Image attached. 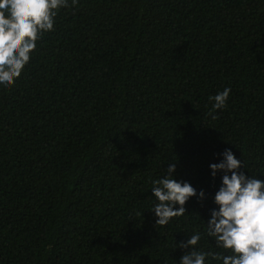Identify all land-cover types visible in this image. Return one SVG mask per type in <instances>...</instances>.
Segmentation results:
<instances>
[{
  "label": "trees",
  "instance_id": "obj_1",
  "mask_svg": "<svg viewBox=\"0 0 264 264\" xmlns=\"http://www.w3.org/2000/svg\"><path fill=\"white\" fill-rule=\"evenodd\" d=\"M231 89L216 119L209 96ZM230 148L264 180V0H79L0 88V264H177ZM206 193L155 225L152 181ZM174 178V177H173ZM212 264H219L213 261Z\"/></svg>",
  "mask_w": 264,
  "mask_h": 264
},
{
  "label": "clouds",
  "instance_id": "obj_2",
  "mask_svg": "<svg viewBox=\"0 0 264 264\" xmlns=\"http://www.w3.org/2000/svg\"><path fill=\"white\" fill-rule=\"evenodd\" d=\"M79 0H0V88L9 89L34 55L39 41L54 30L55 18L62 8L72 7ZM231 89L209 96V115L216 119V110H223ZM218 162L209 163L210 175L220 173L206 221L205 235L214 240L220 252L199 247L202 233L194 231L186 240L175 241L174 248L183 251L177 264H264V180L246 175L245 162L230 148L219 153ZM175 163H169L165 175L153 180L151 194L156 202L152 211L155 225H166L173 217L182 216L185 203L193 196L204 200L206 193L187 180L175 178ZM174 177V178H173Z\"/></svg>",
  "mask_w": 264,
  "mask_h": 264
}]
</instances>
